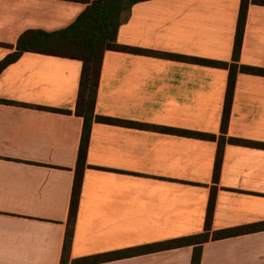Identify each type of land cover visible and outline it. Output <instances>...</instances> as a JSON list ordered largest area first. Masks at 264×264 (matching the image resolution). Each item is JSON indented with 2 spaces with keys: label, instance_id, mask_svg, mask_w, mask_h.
Instances as JSON below:
<instances>
[{
  "label": "crops",
  "instance_id": "crops-1",
  "mask_svg": "<svg viewBox=\"0 0 264 264\" xmlns=\"http://www.w3.org/2000/svg\"><path fill=\"white\" fill-rule=\"evenodd\" d=\"M93 0H0V61L30 29L72 24ZM242 0H149L122 45L231 63ZM241 64L264 68V5L250 3ZM81 60L24 53L0 74V264H61L83 134ZM230 71L107 50L95 113L221 134ZM52 108L67 110L57 112ZM228 136L264 142V76L239 73ZM218 141L95 121L70 262L205 230ZM264 221V149L228 143L212 229ZM193 246L97 264H191ZM201 264H264V231L211 240Z\"/></svg>",
  "mask_w": 264,
  "mask_h": 264
},
{
  "label": "trees",
  "instance_id": "trees-1",
  "mask_svg": "<svg viewBox=\"0 0 264 264\" xmlns=\"http://www.w3.org/2000/svg\"><path fill=\"white\" fill-rule=\"evenodd\" d=\"M144 1L149 0L88 1L87 8L72 24L65 28L55 31L30 29L22 33L15 45L6 46L12 49L13 52L8 54L5 59L0 61V74L7 66L16 62L26 52L78 59L83 63L76 114L84 118V126L61 264H97L185 246H193V257L191 264H201L202 252L205 243L211 240H219L264 231V221L227 227L214 231L212 229L216 194L223 165L225 146L230 143L264 149V142L228 136V126L231 117L233 97L238 74L249 73L264 76V68L258 66H248L240 63L249 5L251 2L264 5V0H242L235 38L233 61L231 63L199 57L173 55L120 44L117 39L120 27L129 20L133 6ZM107 50L153 55L157 57H169L186 62L228 69L230 71V75L221 134L218 136L216 134H209L200 131L134 123L108 116L97 115L95 113V109L104 55ZM52 110L63 113L69 112L67 110L56 108H52ZM95 121L108 124H128L134 127L153 129L163 133L218 141L219 148L214 173L215 185L212 189L205 230L203 232L113 252L84 256L74 259L70 262L73 237L80 205L84 171L87 163L89 142L91 139L93 123Z\"/></svg>",
  "mask_w": 264,
  "mask_h": 264
}]
</instances>
